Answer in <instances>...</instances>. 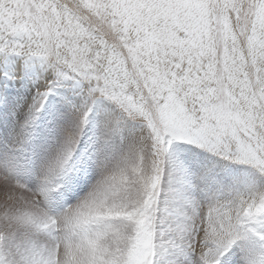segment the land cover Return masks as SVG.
I'll return each instance as SVG.
<instances>
[{
	"label": "snow or ice",
	"instance_id": "6c2138e0",
	"mask_svg": "<svg viewBox=\"0 0 264 264\" xmlns=\"http://www.w3.org/2000/svg\"><path fill=\"white\" fill-rule=\"evenodd\" d=\"M37 65L25 118L16 89ZM69 83L144 134L57 213L74 140L35 186L0 174V264H264V184L209 195L172 159L174 144L196 145L264 181V0H0V167L18 166ZM21 119L9 157L7 125Z\"/></svg>",
	"mask_w": 264,
	"mask_h": 264
},
{
	"label": "rangeland",
	"instance_id": "374dc122",
	"mask_svg": "<svg viewBox=\"0 0 264 264\" xmlns=\"http://www.w3.org/2000/svg\"><path fill=\"white\" fill-rule=\"evenodd\" d=\"M42 79L37 73L29 71L24 79L18 81L20 87L16 91L20 95L15 98L16 107H24L25 118ZM86 88L87 85L69 83L49 96L31 129L33 136L26 153L16 156L18 166L9 164L0 167V174L6 175L11 170L16 180L35 186L37 177L74 140L69 171L60 181L62 187L51 194L49 200V210L52 213L62 211L86 194L99 179L105 166L114 163L144 134L141 125L129 119L114 103L96 99L93 104L87 97ZM88 107L92 109L91 115L87 125L80 129L81 113ZM117 122L120 132L115 137H110L109 129L117 125ZM22 123L23 119L18 122L13 120L7 125L9 132L2 151L9 157L13 155L11 148L16 142L13 130L18 131V124ZM172 159L174 164L181 165L195 177L202 178L201 186L209 195L230 189L246 191L264 184L247 166L225 160L196 145L183 142L174 144ZM69 192L72 193L71 198L67 195ZM225 259H231V255Z\"/></svg>",
	"mask_w": 264,
	"mask_h": 264
},
{
	"label": "bare ground",
	"instance_id": "6f19581e",
	"mask_svg": "<svg viewBox=\"0 0 264 264\" xmlns=\"http://www.w3.org/2000/svg\"><path fill=\"white\" fill-rule=\"evenodd\" d=\"M30 72L31 73H37L40 77H43L44 76L43 69L40 68L38 65L37 66H34L32 69H30Z\"/></svg>",
	"mask_w": 264,
	"mask_h": 264
}]
</instances>
